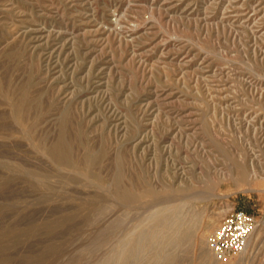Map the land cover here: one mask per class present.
Instances as JSON below:
<instances>
[{
    "label": "rangeland",
    "instance_id": "obj_1",
    "mask_svg": "<svg viewBox=\"0 0 264 264\" xmlns=\"http://www.w3.org/2000/svg\"><path fill=\"white\" fill-rule=\"evenodd\" d=\"M262 1L0 0V264H264Z\"/></svg>",
    "mask_w": 264,
    "mask_h": 264
},
{
    "label": "built area",
    "instance_id": "obj_2",
    "mask_svg": "<svg viewBox=\"0 0 264 264\" xmlns=\"http://www.w3.org/2000/svg\"><path fill=\"white\" fill-rule=\"evenodd\" d=\"M257 226L258 220L254 214L233 209L210 236L209 245L215 257L227 260L243 253Z\"/></svg>",
    "mask_w": 264,
    "mask_h": 264
},
{
    "label": "bare ground",
    "instance_id": "obj_3",
    "mask_svg": "<svg viewBox=\"0 0 264 264\" xmlns=\"http://www.w3.org/2000/svg\"><path fill=\"white\" fill-rule=\"evenodd\" d=\"M263 2V1H262ZM264 3V2H263ZM263 11V10H262ZM261 11V12H262ZM260 12V13H261ZM264 50V49H263ZM27 57V56H26ZM59 153V152H58ZM56 161V160H55ZM246 171V170H245ZM244 171V172H245ZM244 172H242L243 174H245ZM244 176V175H243ZM256 174H255V171H253V174H252V177H255ZM248 178V177H247ZM249 178H250V175H249ZM259 226H257L255 232L252 234V236L250 237L249 239V242H248V248L253 244V239L255 237L256 234H259ZM209 232H203L200 237H199V244H200V247L201 249L205 252V254L207 256H209L211 259H213L215 261V264L217 262V264H223L222 262H218L216 261V259H214V254L212 253V251L210 250L209 248ZM123 244V243H122ZM216 258V257H215ZM223 261V260H222ZM239 261V260H238Z\"/></svg>",
    "mask_w": 264,
    "mask_h": 264
}]
</instances>
